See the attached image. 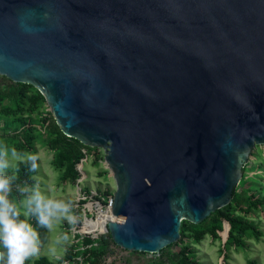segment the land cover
I'll use <instances>...</instances> for the list:
<instances>
[{
    "label": "water",
    "instance_id": "1",
    "mask_svg": "<svg viewBox=\"0 0 264 264\" xmlns=\"http://www.w3.org/2000/svg\"><path fill=\"white\" fill-rule=\"evenodd\" d=\"M0 75L103 148L106 230L156 254L230 202L264 144V0H0Z\"/></svg>",
    "mask_w": 264,
    "mask_h": 264
},
{
    "label": "rangeland",
    "instance_id": "2",
    "mask_svg": "<svg viewBox=\"0 0 264 264\" xmlns=\"http://www.w3.org/2000/svg\"><path fill=\"white\" fill-rule=\"evenodd\" d=\"M6 89V82L0 77V143L37 157L36 170L30 172L29 180L22 186L28 191L20 192L16 189L11 195L12 200L19 205L32 190H38L47 198L63 200L72 205L73 223L64 219L55 221L52 230H47V240L41 247L40 256H45L49 264H144L148 258L153 257L154 254L148 252L139 256L130 254L118 245H110L103 259L97 257V253L90 252L97 237L107 232L82 234V231H88L83 226L82 216H91L85 204L91 202L95 205L97 200L107 202L116 189L103 148L95 149L97 146H91L90 155L82 160V164L81 159L75 164V169L78 171L79 167L81 172L73 175L67 160L60 163L61 149L57 148V134L50 128L54 116L39 89L31 84L26 85L16 101L6 95ZM6 105L12 109L17 106L15 115L2 112ZM8 170L12 171L13 168ZM239 170L241 182L236 185V191L244 193L243 207L234 208L239 204L232 203L224 208L223 215L211 213L199 225L190 228L183 219L188 234L175 241L169 247V252H184L189 257L190 264H249L250 260H254L255 264H264V203L259 204L251 213H246L247 217L258 223L259 227L256 229L259 232L247 230L237 242L227 241L230 225L224 216L230 214L233 208L234 213H243L250 201L247 198L251 195L259 192L264 196V144H257L252 148L248 161ZM22 219L29 222V217L22 215ZM100 220L98 216L92 226H102L103 224H99ZM225 221L228 226L223 225ZM223 227L225 231L228 230L227 234H221ZM202 229L206 230L198 236ZM63 233L68 234V241L61 240L57 243V237ZM0 251L4 249L0 248ZM34 259L36 258L27 260L25 264H34ZM1 263L4 264L3 261Z\"/></svg>",
    "mask_w": 264,
    "mask_h": 264
},
{
    "label": "clouds",
    "instance_id": "3",
    "mask_svg": "<svg viewBox=\"0 0 264 264\" xmlns=\"http://www.w3.org/2000/svg\"><path fill=\"white\" fill-rule=\"evenodd\" d=\"M37 157L9 148L0 143V261L4 264H25L31 258H38L41 253L42 241L39 232L24 217H35L37 224L49 231L54 222L64 219L73 223L72 205L63 200L47 198L38 190H32L23 201L14 202L9 198L12 192V182L15 177L6 175V170H18L20 164H29L30 170L35 171ZM20 192L28 189L20 187ZM23 209V211H22ZM67 233L57 237L68 241ZM54 251V249H50Z\"/></svg>",
    "mask_w": 264,
    "mask_h": 264
},
{
    "label": "trees",
    "instance_id": "4",
    "mask_svg": "<svg viewBox=\"0 0 264 264\" xmlns=\"http://www.w3.org/2000/svg\"><path fill=\"white\" fill-rule=\"evenodd\" d=\"M0 77L2 78V80H5V82H6V85H7L6 95H10L12 97V99H14V101L17 100L21 91H23L24 87L26 85H30L29 83H25V82L12 81L4 75H0ZM40 96L42 97V95H40ZM16 108H17V106L12 109L10 106L8 107L6 105L3 107L2 112L11 113V114L15 115V113H16L15 109ZM50 128L54 133L57 134V138H58V145H57L58 147L57 148L61 149V151H60V163H62L63 160H67L70 164V171L72 172V174L73 175L78 174L77 169H75V164L81 158L84 157L85 153L88 156L90 155L89 150H90L91 146L82 143L77 138L65 135L61 131L59 125L56 123V121L53 117H52V121L50 124ZM97 148L98 147H96L95 149H97ZM36 163H37V159H36ZM31 171L32 170H30V166L27 163L20 164L18 167V170H14V169L12 171L6 170V173H5L6 175L15 177L13 179V182H12V192L9 196V198L11 200H12L11 195L13 194V191L22 187L25 184V181L29 180V176H30ZM236 187L237 186H235L233 189V194H232L230 202L221 208L215 209L211 213H218L220 215H223L224 214L223 213L224 208L228 207L232 203H235L236 205L239 204V206H236L234 208L239 209V208L243 207L244 203H242V202H244V200L242 198L244 197V193H243V191L237 192ZM262 195H263V193L260 194L259 192H257L255 194L251 195L250 198H247V200H250V201L248 202L247 207L245 209H243V213H234V208H233V210H231L230 214L224 215L225 219L229 222V225H230L228 238H227L228 242H231V243L237 242L239 240L240 235L244 234L247 230H251V232H256V233L259 232L256 229V227H259L258 223L255 222L253 219H250L249 217H247L248 215H246V213H251L253 210H255L258 207L259 204L263 205V203H264L263 197L264 196H262ZM21 219H22V216H21ZM182 221L183 220H181L180 228H179V233H180L179 239H182L184 236H187V234H188V231H186L187 229H185L186 227H184V224ZM186 222H187V226L189 228L197 226V224H198V223H192L188 220H186ZM29 223L39 232L40 239L42 241V246H43L47 240V229L40 227L37 224L35 217H29ZM78 224L80 226V223H78ZM223 225L228 226V223L225 221L223 223ZM83 226L85 227L84 224H83ZM83 226H81V227H83ZM93 226L96 229L99 228L97 224H94ZM100 228H102V230L100 232H97V233H101V232L105 231V229H106V227H103V225ZM205 230L206 229H202L198 233V236H200L202 234V232H204ZM227 231H225L224 227H223L221 234H223V232H226V234H227ZM89 232H93V234H96V231H89ZM224 238L225 237H223V239ZM173 243H170V244L166 245L165 247H163L159 251L158 255L154 254L153 257L148 258L144 264H190L189 257L184 252H181V251L180 252L178 251L175 253L169 252L168 249H169V247H171L173 245ZM110 245L117 247V245L112 241L109 232H107L106 234L99 235V237H97V239L95 240V245L94 244L91 245L90 252L97 253V255H98L97 257H100V259H103V256L108 252ZM126 251L130 254L135 253V254H137V256H139L140 254H145V252H141V251H129V250H126ZM33 262H34V264H49L48 259L43 255L34 259ZM249 264H255V261L250 260Z\"/></svg>",
    "mask_w": 264,
    "mask_h": 264
},
{
    "label": "bare ground",
    "instance_id": "5",
    "mask_svg": "<svg viewBox=\"0 0 264 264\" xmlns=\"http://www.w3.org/2000/svg\"><path fill=\"white\" fill-rule=\"evenodd\" d=\"M85 205H86L85 208H87V210L92 213L91 216H87V215L82 216V220H84L85 227H87V230H89V231H96V233L100 232L102 230V228H100V227H102V226H98L99 228L96 229V228H94V226H92V223L94 220L97 219L98 216H100L101 220H100L99 224H101V225L103 224V227H106L111 209L110 208L103 209L100 207V205H97V204L94 205L91 202H89ZM88 223H90V224H88Z\"/></svg>",
    "mask_w": 264,
    "mask_h": 264
},
{
    "label": "built area",
    "instance_id": "6",
    "mask_svg": "<svg viewBox=\"0 0 264 264\" xmlns=\"http://www.w3.org/2000/svg\"><path fill=\"white\" fill-rule=\"evenodd\" d=\"M87 154L85 153V155H84V157L83 158H81V164H82V160L85 158H87ZM78 171H79V173L81 172V169H79V167H78ZM82 198H84V196H82ZM79 200V199H78ZM112 202H113V197H110V199L106 202V200L105 201H103L102 203L100 202V201H96L95 202V205L97 204V205H100V207L101 208H103V209H105V208H110L111 209V206H112ZM84 215H86V214H84ZM91 215H92V213H91ZM103 232H107V230L105 229V231H103ZM103 232H101V233H103ZM93 234V232H89V231H82V234H85V235H88V234ZM96 234H99V233H96ZM96 234H94V235H96Z\"/></svg>",
    "mask_w": 264,
    "mask_h": 264
}]
</instances>
